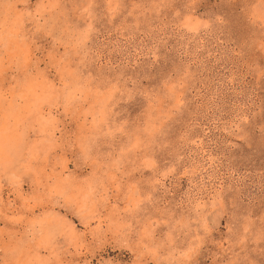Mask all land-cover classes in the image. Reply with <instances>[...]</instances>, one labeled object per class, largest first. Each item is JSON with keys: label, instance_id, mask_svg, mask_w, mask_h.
Listing matches in <instances>:
<instances>
[{"label": "rangeland", "instance_id": "rangeland-1", "mask_svg": "<svg viewBox=\"0 0 264 264\" xmlns=\"http://www.w3.org/2000/svg\"><path fill=\"white\" fill-rule=\"evenodd\" d=\"M0 264H264V0H0Z\"/></svg>", "mask_w": 264, "mask_h": 264}]
</instances>
